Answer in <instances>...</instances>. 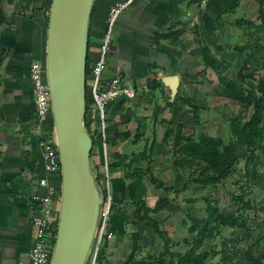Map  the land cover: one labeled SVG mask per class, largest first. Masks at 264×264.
I'll list each match as a JSON object with an SVG mask.
<instances>
[{
    "label": "crops",
    "instance_id": "crops-1",
    "mask_svg": "<svg viewBox=\"0 0 264 264\" xmlns=\"http://www.w3.org/2000/svg\"><path fill=\"white\" fill-rule=\"evenodd\" d=\"M116 1L93 0L87 32L89 70L99 56L106 19ZM50 5L51 0H0V264H29L35 233L33 195L44 193L37 187L38 179L44 176L41 144L53 142L54 126L51 115L45 122L34 117L28 69L32 62L45 65ZM240 21L254 25L240 27ZM156 34H167L171 39L158 40ZM201 47L209 48L217 58L214 69L225 61L224 57H230L235 62L241 59L239 68L247 61L253 77L262 73L264 0H136L121 14L114 26L105 78L112 73L133 90L145 89L147 93L156 89L158 99L146 100L150 110L143 114L145 117L140 115L145 100L120 99L107 106L109 154L117 153L129 160L153 142L151 159L154 157L155 145L162 143V128L158 132L154 124L171 116L168 108L155 115L151 108L168 107L169 101L159 98L163 91L174 92L173 88L178 90L180 85L194 90L197 85L189 76L211 71L203 64ZM167 78L174 79L173 87L165 84ZM262 78L264 74L257 80ZM255 87L256 84L248 88ZM121 169L110 172L114 176L110 178L115 208L110 222L113 237L100 251L103 264H134L140 260L160 264L154 255L162 243L154 244L158 237L151 222L134 219L130 205L139 198L135 195L150 191L140 180H125ZM49 183L59 186L56 177ZM142 199L145 201L143 195ZM146 223L150 226L146 227ZM169 240L165 238L171 251L191 248L182 240ZM160 260L165 264V258Z\"/></svg>",
    "mask_w": 264,
    "mask_h": 264
},
{
    "label": "trees",
    "instance_id": "trees-1",
    "mask_svg": "<svg viewBox=\"0 0 264 264\" xmlns=\"http://www.w3.org/2000/svg\"><path fill=\"white\" fill-rule=\"evenodd\" d=\"M237 25L252 27L254 24L240 21L237 22ZM155 37L158 40L171 39V36L167 34H156ZM220 49L221 47L218 46L217 50ZM201 54L205 68L214 69L217 58L211 54L210 49L201 47ZM88 73L89 67L86 56L85 75ZM109 75L110 78L114 77L112 73ZM252 77L249 63L246 61L243 62L235 77L221 79L217 95L227 101L238 102L245 109H251L249 118L242 123L235 117L228 120L225 141L219 136H211L204 132L197 137L186 134L185 126L181 122L174 123L177 113L176 103L174 101L168 103L171 117L160 119L159 124L162 128V143L167 147L172 158L173 171L179 173L184 179L181 188L165 184L163 180L154 176L149 167L146 168L147 170L143 169L142 163H148L151 160L153 142L149 144L147 149L131 155L129 160L127 156H120L117 153H110L108 156L109 169L121 167L126 171L125 176H123L125 180H147L150 185L161 191V195L153 208H149L142 198L130 202L133 206V218L137 221H150L154 234L162 242V252L157 260L160 264H163L161 258H165V264H213L211 259L217 255L215 249L201 250L198 253L195 252V249L204 243L212 244L220 236L222 229L251 231L253 230V223L260 220L257 215L258 212L264 215V207L256 210L253 204L245 199L242 194L231 196L232 201L237 204V213L232 215L223 214L213 201L204 197L202 199L205 204L206 216L189 220L190 225L186 230L187 238L182 241L184 244H191V248L185 252L171 251V246H168L160 229L162 222L151 216L162 212L166 206L173 205L175 202L170 199L171 194H180L188 185H194L203 190L208 187L214 189L219 185H225L229 177L235 172L239 160L237 154L239 149L248 162L255 160L259 155V163L264 166V78L257 80L254 89L245 88L246 83ZM182 102L192 110L194 120L199 122V112L202 107L187 98L182 99ZM88 107L86 105V113ZM87 125L88 121L84 120V127L87 128ZM94 147L95 144L92 140L89 157L93 155ZM255 177L256 171L253 168L250 172V180L255 179ZM94 181L97 183V177ZM195 201L196 199H189L186 202L193 203ZM111 209H115L113 205ZM245 211H252L253 219L246 213L242 216ZM109 222H111V218ZM244 256L246 261L252 264H261V258L252 256L248 251H245ZM103 262L104 255L100 252L96 264H103ZM134 264L146 263L140 260Z\"/></svg>",
    "mask_w": 264,
    "mask_h": 264
},
{
    "label": "rangeland",
    "instance_id": "rangeland-1",
    "mask_svg": "<svg viewBox=\"0 0 264 264\" xmlns=\"http://www.w3.org/2000/svg\"><path fill=\"white\" fill-rule=\"evenodd\" d=\"M231 46L234 45L230 44V47ZM108 53L109 50L107 54ZM224 60L225 61L223 63H219L218 67H216L214 70H209L208 73L204 72L201 75L197 74L189 76L192 77V80H190L192 84L197 85L196 89L185 90L183 86L180 85L178 90H175V88H173L174 92L163 91L161 97H159L160 99H163V102L165 103H167L168 101H174L176 103L177 113L174 121L175 123L179 121L185 126L186 134H192L194 137H197L200 133L204 132L211 136H219L225 141L227 123L231 117H235L240 123L246 121L249 118L251 109H245L244 106L239 104L238 102L227 101L217 95L218 88L221 84V79L233 78L240 70L239 67L241 65V59H238L235 62L236 59L234 60L230 57H224ZM106 70L101 74L102 79H107L105 78ZM258 74L259 75L254 74L255 76L253 77V79H250V81L246 83V88L254 87L257 77L263 75L264 71ZM176 77L177 76H174L175 79ZM88 85L89 83L87 81L86 75L85 98L87 106L89 103V91L87 88ZM134 91V98L138 100H145L143 105L140 107V115L143 116V114L150 110H148L146 100L149 99L153 102L154 100H157L158 97H155V93H157L158 90L155 89L154 92L147 91V93L145 89L142 90V92L136 90ZM185 98L202 107L199 112V122H196L194 120L192 110L182 102V99ZM155 104H157V102ZM152 108L151 111L153 112V115H155L156 113L161 111L166 112L168 107L160 106ZM87 114H91V111L89 112V109L86 115ZM154 127L158 132H161V127L159 126V124H154ZM88 134L93 140L94 144H96V140L92 132L88 130ZM148 138L150 139V137ZM92 153L93 155L89 157L88 160L90 171L94 177L98 174L97 170L101 158L99 156L100 153L98 148L94 147ZM237 154L239 160L238 164L235 167V172L232 176L229 177V180L225 185H219L214 189L208 187L205 190L200 189L194 185H188L180 194H171L170 199H172V202L175 203L173 205L166 206L165 209L155 217H159V220L162 222L160 225V229L162 230L165 238L170 239L169 241L172 242H182L181 240L187 238L186 230L190 225L189 220L199 219L206 216L205 204L202 199L204 197H207L208 199L213 201L225 215H232L237 213V204H235L231 199V196L233 195L237 196L242 194L245 199L249 200L253 204L256 210L264 207V166L259 163V155H257L255 160L248 162L244 158L241 149L238 150ZM149 164L150 165H148V163H142L143 169L147 170L146 168L149 167L154 176L163 180L167 185L175 186L177 188L182 187L184 179L179 173H174L172 158L170 156V153L168 152L167 147L162 145V143L159 144L157 142V144L155 145L154 157L150 160ZM253 168L256 171V177L255 179L250 180V172ZM119 172L121 176H125L126 174V171L123 169H121ZM110 178H112V174ZM140 181L142 182L143 187L147 188L150 191L148 193L142 192L141 194L143 195V198H145V201L148 205L153 206L155 200L160 197L161 191L150 185L147 180ZM142 195L138 194L135 196L142 198ZM101 197H103V192L102 194L100 193V200ZM189 199H196V201L193 203L186 202ZM111 203L113 204L112 191ZM99 211H101V204L99 205ZM245 213L249 214L251 218L253 217L252 211H245L242 213V216H244ZM111 215L112 209L110 212V218ZM257 215L259 216L260 220L253 223V230L245 232L227 228L222 229L220 236L217 237L212 244L205 243L201 247H198L197 251L203 249L208 250L210 248L215 249L217 251V255H215L211 259L213 264H252L246 261L244 256L245 251H248L252 256L261 258V264H264V215L261 212H258ZM163 217L164 219H161ZM144 225L146 227L150 226L149 223H146ZM108 229L110 230V222ZM157 242L159 244L162 243L159 238H157L156 242L154 241V244H156ZM161 252L162 246L158 247V249L155 250V260L159 259L158 256ZM89 257L90 254H88L86 262L89 261Z\"/></svg>",
    "mask_w": 264,
    "mask_h": 264
},
{
    "label": "water",
    "instance_id": "water-1",
    "mask_svg": "<svg viewBox=\"0 0 264 264\" xmlns=\"http://www.w3.org/2000/svg\"><path fill=\"white\" fill-rule=\"evenodd\" d=\"M93 0H51L45 73L60 159V202L50 264H85L99 216L84 128L88 22ZM165 84L173 87L174 79Z\"/></svg>",
    "mask_w": 264,
    "mask_h": 264
},
{
    "label": "built area",
    "instance_id": "built-area-1",
    "mask_svg": "<svg viewBox=\"0 0 264 264\" xmlns=\"http://www.w3.org/2000/svg\"><path fill=\"white\" fill-rule=\"evenodd\" d=\"M135 2L136 0H117L110 8L99 48V56L87 74L89 83L87 86L89 91L88 108L91 114L86 115L85 109L84 120L88 121V125L87 128H84L87 133L88 130L92 132L99 149L101 162L98 166V174L94 176V179L97 177V183L95 182V184L98 192L101 194L103 192V197L100 200L101 211H99L97 227L89 251V261L85 264H96V259L103 244L112 237V233L108 229L112 206V190L110 169L108 167L109 135L106 107L113 101L134 98L135 91L132 87L127 86L120 77L114 76L109 79H102L101 74L107 69V52L113 39L116 20ZM28 75L32 88L34 117L39 122H45L51 115L50 93L46 82L45 65L32 62L29 65ZM41 150L44 176L38 179L37 187L42 189L44 193L33 195L35 208L33 210L32 225L35 233L28 255L29 264H50L58 225L61 172L55 134L53 142L41 144ZM53 177L58 179L59 186L49 183V180Z\"/></svg>",
    "mask_w": 264,
    "mask_h": 264
}]
</instances>
